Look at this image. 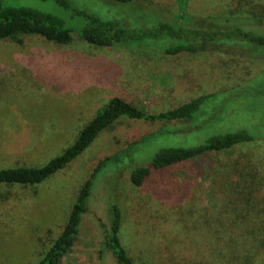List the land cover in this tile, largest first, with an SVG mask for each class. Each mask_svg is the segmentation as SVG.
Masks as SVG:
<instances>
[{"label":"rangeland","instance_id":"rangeland-1","mask_svg":"<svg viewBox=\"0 0 264 264\" xmlns=\"http://www.w3.org/2000/svg\"><path fill=\"white\" fill-rule=\"evenodd\" d=\"M69 1L71 7L58 0H2L61 16L75 41L59 46L38 37L23 44L0 40V168L44 164L73 143L113 96L124 93L118 81L105 73L110 68L105 63L115 62L121 78L135 82L125 95L139 105L158 110L183 99L162 90L174 80L170 71L160 67L158 45L166 43H152L151 48L115 47L110 54L91 57L79 38L88 22L83 10L103 20L153 27L159 21H172L181 0ZM184 5L200 16L242 14L228 18V27H248L245 18L254 14L264 17V0H186ZM250 28L264 31L262 25ZM239 41L264 51L261 44L237 37L222 43L233 46ZM217 56L227 62L229 55ZM219 60L209 56L201 66L196 61L189 64L198 65L197 79H203L201 73L217 78ZM229 65L234 78L222 84L202 83L196 90L193 96L210 92L213 96L192 121L120 119L43 182L0 184V264L40 261L65 225L84 180L111 155L96 172L78 240L61 264H114L112 254L103 251L114 202L121 207V238L135 264H264V224L255 214L264 198V58L258 62L241 58ZM147 83L149 87L138 90ZM243 129L254 139L154 170L142 186L130 180L131 170L149 165L161 148L196 145L213 135ZM142 136L141 142L131 145ZM215 213L240 224L224 237L217 236L209 219Z\"/></svg>","mask_w":264,"mask_h":264},{"label":"trees","instance_id":"trees-1","mask_svg":"<svg viewBox=\"0 0 264 264\" xmlns=\"http://www.w3.org/2000/svg\"><path fill=\"white\" fill-rule=\"evenodd\" d=\"M58 1L67 7L72 6L69 0ZM118 1L134 2L139 0ZM180 2L182 3L180 11L173 17L172 21H159L153 27L137 28L129 26L127 22H120L116 19L103 20L95 14L83 10L81 12L88 18V22L81 29L79 38L90 49L91 57L102 56L106 52L110 54L115 47L135 45L142 46L141 48H151L152 43H166L162 47L158 45V51L163 58L160 67L163 71H170L174 80L169 83V86L164 85L162 90L166 89L170 93L169 95L172 96L180 94L183 97L182 101L174 106L158 110L139 105L125 95L127 88L135 84V82L130 79H122L120 72L114 68L115 62L112 61V64L101 62L100 64L105 63L110 68L113 67L112 69L108 68L105 73L111 75L113 82L116 83L118 81L116 84L121 85L119 88L124 93L113 96L80 129L73 143L44 164L15 165L13 167L0 168V184L36 185L43 182L60 169L65 168L91 145L101 132L112 127L120 119L165 120L188 123L192 121L195 112L201 105L213 96V92L193 96L196 94V90L200 89L202 83L222 84V81L227 78H234L229 64L234 63L235 60L245 58L258 62L264 58V51H258L255 47L250 48L249 45L240 41L235 42L233 46H225L222 43L227 38L237 37L264 46V31L260 33L250 28L251 25H262L264 27V17L257 16L260 14L245 18L249 23L247 25L249 28L237 24L228 27L225 21L239 14L236 11L229 16H200L187 11L184 5L186 0H181ZM239 16H242V14H239ZM71 31V28L66 26L64 19L59 15L31 6L5 4L0 0V40L8 39L23 44L27 38L38 37L59 46L70 45L75 41ZM200 53L203 56L199 55L200 57H197ZM221 53L226 56L229 55L227 62L218 59L217 54ZM209 56H212L213 60L214 58L219 60L220 76L209 78V75L201 73L200 75H202L203 79H197L199 76L195 77L194 71L198 65L189 63L196 61L201 66L204 58ZM132 59L135 60L133 57ZM166 68L168 70H165ZM203 71L206 72V69ZM237 74L235 75L236 81H240ZM143 78L146 79L144 73ZM205 78L209 80L203 82ZM149 86L148 83L143 84L138 90H143ZM143 139L144 136L132 142L131 145L141 142ZM252 139L254 137L246 129H243L213 135L196 145L161 148L154 154L149 165L136 166L131 170L129 177L134 185L142 186L154 170H161L184 163L196 157L204 156L211 151H226L242 141ZM113 157L114 155H111L102 159L95 171L84 180L78 190L76 200L65 225L60 233L51 239V246L36 264H61L63 258L72 251L80 234L83 217L89 211L96 172L102 164H105ZM259 202L260 204L262 202V204L259 210L255 209V214L260 219L258 222L261 221L264 224V198H261ZM110 212L103 251L106 249L112 254L114 264H135L133 257L129 254L121 238L123 226L121 207L114 202L111 204ZM209 219L211 224H213L215 234L220 237H224V235L237 228L240 224L237 219L232 221L228 215L218 213L213 214L212 218Z\"/></svg>","mask_w":264,"mask_h":264}]
</instances>
